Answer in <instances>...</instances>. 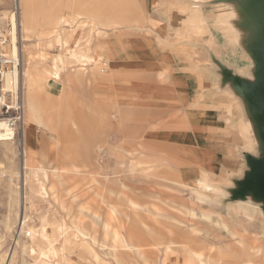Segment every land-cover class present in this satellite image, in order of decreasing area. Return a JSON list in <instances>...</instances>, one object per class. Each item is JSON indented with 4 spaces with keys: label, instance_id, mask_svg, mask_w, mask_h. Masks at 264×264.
I'll list each match as a JSON object with an SVG mask.
<instances>
[{
    "label": "rangeland",
    "instance_id": "rangeland-1",
    "mask_svg": "<svg viewBox=\"0 0 264 264\" xmlns=\"http://www.w3.org/2000/svg\"><path fill=\"white\" fill-rule=\"evenodd\" d=\"M173 2L167 0L162 6L163 18L169 19L168 23H165L170 31L165 33L167 38L172 32L177 34V31L187 29L183 27V23L172 21V13L176 9L173 7L175 6ZM202 2L204 3L199 8L196 7L194 12L191 10L196 16L195 27L207 26V28L204 27V32L212 36L218 34L226 42L231 37H244L245 33H241V29H231V31L234 30L233 34L228 32L230 28L227 30L212 21L213 17L217 18L220 9L234 8L232 3L220 0ZM25 3L26 5L23 6L19 5L16 0H0L2 32L5 40L4 54L8 57L11 56V17L15 13L19 26L20 21L26 17L34 27L40 25L41 29L47 27V30H49L47 20L60 17L68 21L63 29L64 33L75 29L81 41L91 39L90 37L95 35V30L103 27L102 23L107 24V21L112 19L116 20V24L103 27L106 31L105 36H120L122 38L120 42L124 40V36L139 34V31L146 25L141 22L144 14L147 13L144 12L143 0H25ZM26 10L28 13L31 12L36 21L24 13ZM205 14L208 16H205L206 25L205 22L203 25L201 19L203 20ZM22 15H24L23 18ZM173 17L177 20L176 15ZM212 40V43H207L203 39H196L195 60L202 62L195 64L197 69L200 66V69L196 71L201 77L208 75L211 78L223 80L222 68L217 62L210 61L212 46L220 47L217 43L219 40L213 38ZM19 41L20 51L30 43L33 50L36 52L40 50L48 55L50 64V59L61 52L60 48L54 47L48 54L47 34L38 33L36 30H33L32 39H20ZM166 42H169V39H166ZM220 48L217 49L218 52ZM20 59L24 62V53L20 54ZM77 66V63H73L68 69L62 71L59 84L51 81L50 84L47 83V87L39 89L40 115L44 124L37 126L32 123L30 129L26 128L23 132L22 124L19 122L15 140L0 143V264H136L133 253L127 251L137 249L133 247L135 245L134 235L129 234L128 238L125 237L127 222L123 212L117 211L118 205H122V209L125 208L123 206H127L131 218L136 221H139L143 214L141 211H143L147 217L162 216L179 223H186L188 211L185 205L187 202L197 212L196 220L193 221L195 226L209 232L210 241H197L196 246L215 245L213 253L216 254L217 248L224 246L228 238L220 236L210 222L204 224L201 220L203 211L213 213L212 210L206 205H201L193 191L188 189L181 193L184 188L188 187L184 186L185 182L181 183L184 178L197 170L201 176L203 175L202 170L185 165L186 161L182 159L183 156L179 152H172L166 148L155 150L156 145L150 142V139H148L149 143H142L137 129L138 124L133 118L127 125H124L125 120L120 122L122 113L109 108L112 102H108L106 97L100 93L98 95L93 92L88 85L84 88L80 86L77 74L74 73ZM87 68L85 71L87 76L93 72L104 79H110L116 75L110 71L108 65L95 66L92 64ZM19 69L21 70L22 67ZM119 77L122 75H117L115 78ZM253 79V77L250 78V80ZM54 86H58L57 89L61 90V97L64 96L63 103H59L58 97L54 95L50 98L52 94L59 92V90L54 91ZM227 86L232 91H230L232 96L235 93L232 83L228 82ZM24 92L22 89V94ZM66 113L72 115L67 122L64 120ZM101 115L105 118L103 121L105 125L108 123L107 115H112L111 122L114 127L107 128L104 139L99 141L95 137L97 135V130L94 129L96 126L91 125L92 121L88 122L87 116L96 118ZM148 121L150 123L153 120ZM69 134L72 136V142L62 143L58 147L60 136L65 138ZM23 140L30 142L36 150L28 155L29 161L26 160V162L22 154ZM130 141L135 142L136 145H130ZM93 148H98V152H91ZM62 149L72 153L70 160L59 158L58 152ZM89 150L95 157H93L95 162L103 160L104 164L99 165L98 169L101 174L96 172L90 160H86L85 155L89 153ZM49 158L50 161H48ZM25 163L30 165V168H40L43 164L50 172V182L46 180L42 183L46 189V196L41 197L36 204L29 203L26 197L28 185L25 172L29 170H24ZM71 163L76 165L79 174L76 176L65 174V185L60 188L59 180L52 173L58 166L66 167ZM130 165L136 170L130 171ZM100 167H103L102 170ZM231 169L233 167H223L222 171H218L213 178L223 182L225 173ZM93 172L97 173L94 176L95 181H92ZM50 185L53 186V190ZM47 186L51 188L52 191L49 194L53 193L52 195L47 194ZM158 190L160 197L155 196ZM172 193L177 197H168ZM72 195H76L75 200L72 199ZM47 218L63 227L62 238L54 240L51 245L43 238L41 232ZM244 219L245 221L239 216L232 215L224 220L231 229L239 232H242V226L248 229L247 233L258 229L259 232L262 231L263 223L260 218L253 222L247 221V218ZM120 239L127 241V250L121 247ZM166 246H162L159 264H162ZM185 247L195 249L190 246ZM260 248H264V234L262 238L256 234H245V239L240 241L234 250L238 258L236 264H245L251 259L263 262V254L257 253ZM139 249L142 251L141 245ZM140 261L142 263V260ZM172 263V260H168V264Z\"/></svg>",
    "mask_w": 264,
    "mask_h": 264
},
{
    "label": "crops",
    "instance_id": "crops-1",
    "mask_svg": "<svg viewBox=\"0 0 264 264\" xmlns=\"http://www.w3.org/2000/svg\"><path fill=\"white\" fill-rule=\"evenodd\" d=\"M165 1L167 0H143L144 12L147 13L144 14L141 22L146 25L139 31V34L124 36L122 42H120L122 39L120 36H105L106 31L103 27L115 25L116 20H108L107 24L102 23L103 27H98L95 35L90 37L91 39L81 41L75 29L66 33L62 31L67 25V20L60 17L50 18L47 23H59L60 30L58 32L47 31V53L50 54L54 47H60V53L63 54L72 50L71 52L78 56H91L94 60L92 64L95 66L108 65L110 71L116 74L115 77L122 75L118 79L114 76L104 79L94 72L87 76L86 73L80 71L77 80L81 87L88 85L93 92L98 95L100 93L106 97L108 102H112L109 108L122 113L120 122L125 120L124 125H127L133 118L138 124L137 129L142 143H149L148 139H150V142L156 145L155 150L166 148L172 152H179L183 156L182 159L186 161L185 165L202 170L203 175L200 176L197 170L186 176L181 183L197 178L204 186L203 180L213 179L223 167H233L225 173L227 176H232L233 180L240 177L246 170L245 153L258 156L259 142L241 99L234 92L235 97L231 96V90L222 83L221 79L211 78L208 75L201 77L197 74L196 70L200 69V66L197 69L195 64L202 62H196L194 47L197 38L207 43H212V38L219 40L217 43L220 47L224 46L226 41L218 34L212 36L204 32V27L207 28V26H201L202 31L196 33V18L193 15L195 7L184 0H168L174 1L175 6L173 7H176L172 13V21L183 23V27L187 29L177 31V34L172 32L167 38L165 33L170 32L166 25L169 19H164L162 12ZM173 15L177 16V20H174ZM27 16L36 21L28 10ZM205 16L208 15L205 14L203 20L201 19L203 25L204 22L206 25ZM166 39H169V42H166ZM221 50H219L220 53ZM101 71L105 72L103 69ZM216 87L220 88L218 92L214 90ZM99 117L100 120H98ZM99 117L91 116L90 118L91 125L98 128H94L95 131L97 130L96 140L102 141L107 128L114 126L111 122L112 115H107V125L103 123L104 116ZM149 119L153 121L149 123ZM130 143V145H136L133 141ZM32 151H36L35 148ZM93 151L98 152V148H93L91 152ZM93 157L90 150L85 155L86 160H90L97 173L101 174L98 169L99 165L102 166L104 162L103 160L95 162V157ZM239 166H242L243 170L239 176H236L235 173ZM101 168L103 167H100V170ZM215 169L217 174H215ZM129 170L136 169L130 165ZM97 173L92 174V178ZM188 189L194 193L207 192L205 186L204 190H196L188 186L181 193ZM157 193L155 196L160 197L159 190ZM168 197H177V195L172 193ZM185 206L188 211L186 223H179L162 216L147 217L143 211H141L143 214L139 221H136L131 218L127 206H123L125 207L123 209L122 205L116 207L117 211L123 212L127 222L125 237L128 238L129 234H133L135 244L142 240L140 245L147 264H159L162 246L168 244H172L173 248L190 246L197 251L205 248L204 260L208 264H222L227 255L234 257V250L238 247V243L245 239V234H256L260 238L263 237V232H259V229L247 233L246 227L242 226V232H239L228 226L224 233H219L220 236L228 238L224 245L226 247L217 248V253L214 254L215 245L196 246L197 241H210L209 232L195 226L193 221L196 220L197 212L187 202ZM201 218L203 220V216ZM241 218L245 221L243 217ZM163 220L167 221L163 222ZM247 221L251 222L249 219ZM133 256L136 257H134L136 264H142L136 254L133 253ZM172 256L170 255L168 260H172V264L177 263V259Z\"/></svg>",
    "mask_w": 264,
    "mask_h": 264
},
{
    "label": "bare ground",
    "instance_id": "bare-ground-1",
    "mask_svg": "<svg viewBox=\"0 0 264 264\" xmlns=\"http://www.w3.org/2000/svg\"><path fill=\"white\" fill-rule=\"evenodd\" d=\"M16 1L19 5H23V6L26 5L25 0H16ZM184 1L187 4L193 5L195 9L196 7L199 8L201 4L204 3L202 2V0H184ZM235 5L236 6L234 8L220 9L217 14V18L213 17L212 21L214 23L219 24L220 27H223L227 30L228 28H230L228 31L230 33L234 32V30L231 31V29H238V28L244 29L251 38L254 39L257 38L258 44L256 46H259L263 41L262 37L264 35V22L261 19L255 17V15H253V13L251 12L250 10L251 0H242V1L238 0L235 2ZM24 13H27V10ZM47 26L49 30H47V27L45 29H41L40 25L34 27V25L28 19H26V17L20 21V26H19L16 13L13 14L11 17V32H10L11 56L10 57L13 59H17L19 63L22 65L21 70L19 68L17 69V77L19 81V86L25 91L23 94V103H24L23 119L21 121L23 132H25L26 128L30 129L32 123L37 126H41L44 124L43 119L40 115L41 98L39 95L40 92L39 89H43L47 87V83L50 84L51 81H53L56 84L57 83L59 84L60 73L68 69V67L71 66V64L77 63L78 66L75 69L76 71H74V73L78 75L80 71L85 74V71L87 70L86 66L92 64L94 61L91 56L88 55L78 56L72 53L71 50L68 51L67 54L60 53L58 56L51 59V64H50L48 63L49 62L48 55L44 54L40 50L36 52L35 50L32 49L33 47H31L30 43H28L27 46H25V48H22V51H20L19 40L30 39V38L32 39L33 30L38 31V33H45V34H47V31L58 32L60 30L59 28L60 24L56 22L47 23ZM195 29L197 31L196 33H200L202 31L201 26L196 27ZM242 41L243 40L241 38L231 37V39H228V41L225 42L224 46H221V48L219 47L220 49H222L221 53L218 52L214 46H212L210 50V61L212 62L213 60H218L221 63V65H224L225 67L230 68L235 72L243 74L244 76H251L252 75L251 69L255 62L256 46H252L249 49H247ZM21 53L22 54L24 53V62L23 59H20ZM21 61L24 64H22ZM57 87L58 86H56L54 89L55 92L59 90L57 89ZM218 89L220 88L216 87L214 90L218 92ZM61 94H62L61 90H59L57 94H52L50 98H53L52 96L54 95L58 97L59 103H63L64 96L61 97ZM71 117H72L71 114L66 113L64 120L67 122L70 120ZM90 117L91 116H87V118H89V121L87 119L89 123L90 121H92ZM62 119H63V115H62ZM251 126H254L252 122H251ZM47 128L49 129L50 127ZM16 134H17V129L11 128L5 119H0V143L15 140ZM58 142H59L58 147L62 145V143L63 144H65L66 142L71 143L72 136L70 134L65 138L60 136ZM33 149L34 147H32V144L30 142L28 141L25 142L24 140L22 141V154L24 156V162H26V160L29 161L27 157L28 155H30V153H33L31 152V150ZM71 155L72 153L65 151V149H62L61 152H58L59 158H64V159L66 158L67 160L71 159ZM50 158L48 161H50ZM240 164L242 163L240 162ZM29 166L26 163L24 164V170L27 169L29 170L28 172H25V176H26L25 180L28 185L26 197L29 203L36 204L40 201L41 197L44 198V196H46V189L43 187L42 183L45 182L46 180L50 182V172L48 171L47 167L45 168L43 164L41 165L40 168H30ZM241 167L242 166H239L238 170L236 171L235 173L236 176H239L240 173H242L243 168ZM52 174L55 178L59 180L58 184L60 188H62L65 185L64 175L69 174L72 176H76L79 174V170L76 167V165L71 163L69 166L66 167L63 165L58 166ZM215 174H217V171L215 172ZM231 177L232 176H227L225 174L223 182L220 180H216L214 178L213 179L205 178L203 180V183L207 189V192L205 191L203 193H195L196 199L199 201V203L201 205H206L213 212V213H207V212L205 213V211H203L201 213V216H203L204 224L206 222L208 223L210 222L212 227L216 231H218V233H224L228 227V224L225 222L224 219L229 218L232 215L247 218L251 222L260 218L263 223L261 229L264 234V206L262 205V203L256 202L250 197L236 198L233 190H235L237 187L235 185H232L234 181L231 179ZM60 179L62 180L61 182ZM92 181H95V179L92 178ZM50 186L53 190V186L52 185ZM184 186L185 187L191 186L196 188L197 190L198 189L204 190V186L202 182L197 178H192L188 182H185ZM48 188L49 186H47V194H49L50 191H52L51 188L49 189ZM72 199L75 200L76 195H72ZM223 209H225V211H223ZM41 232L43 234V238L47 241L48 244L51 245L53 244L54 240H60L62 238L63 227L61 224H55L53 223L52 220L47 218V220L43 223ZM80 235L84 236L82 233H80ZM120 240H121V247H124L125 248L124 250H127L126 247L127 241H125L124 239H120ZM129 243L133 244L132 242ZM133 247H136L137 249L134 250L128 249L127 251L136 254L138 258L142 260V263L144 262L143 264H147L143 252L139 249L140 247L139 242L133 245ZM205 253H206L205 248L197 251L196 249H187L186 247L173 248L172 244H168L165 247L162 264H167V260L170 257V255H173L174 258L177 259V263L175 264H180V263L208 264V262L204 260ZM257 253H260L261 255L263 254L264 256V248L262 249L260 248V250L258 249ZM237 260L238 258L236 257V255H234L233 258L227 255L225 261L222 264H236ZM245 264H264V261L256 262L254 259H251L249 262H246Z\"/></svg>",
    "mask_w": 264,
    "mask_h": 264
},
{
    "label": "water",
    "instance_id": "water-1",
    "mask_svg": "<svg viewBox=\"0 0 264 264\" xmlns=\"http://www.w3.org/2000/svg\"><path fill=\"white\" fill-rule=\"evenodd\" d=\"M226 3H232L235 7V2L238 0H220ZM242 1V0H241ZM250 10L255 17L264 22V0H251ZM239 29V28H238ZM245 33L241 39L245 47L249 49L258 44L257 38H251ZM264 41V35L262 37ZM255 47V62L252 66V77L239 74L230 68L221 65L218 60H214L223 70L222 83L227 85L232 83L236 95H240V99L244 105L245 111L250 117L256 138L258 139V156L245 153L246 170L240 177L234 178V184L237 187L234 191L236 198L252 197L253 200L262 203L264 206V44Z\"/></svg>",
    "mask_w": 264,
    "mask_h": 264
},
{
    "label": "built area",
    "instance_id": "built-area-1",
    "mask_svg": "<svg viewBox=\"0 0 264 264\" xmlns=\"http://www.w3.org/2000/svg\"><path fill=\"white\" fill-rule=\"evenodd\" d=\"M4 51L0 15V119H5L11 128L16 129L23 119L24 111L22 89L17 77V69L21 68V64L17 59L4 54Z\"/></svg>",
    "mask_w": 264,
    "mask_h": 264
}]
</instances>
